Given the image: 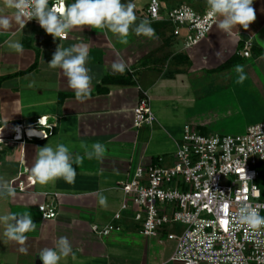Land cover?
<instances>
[{
    "label": "crops",
    "instance_id": "1",
    "mask_svg": "<svg viewBox=\"0 0 264 264\" xmlns=\"http://www.w3.org/2000/svg\"><path fill=\"white\" fill-rule=\"evenodd\" d=\"M160 1L162 18L147 19L155 29V38L137 36L130 30L127 44H122L109 30L87 26L70 31L66 40L54 39L39 23L16 21L15 9L7 0H0V16L12 20L10 28H0L3 133H9L12 125H28L40 118L53 126L51 131L46 129L44 140L3 145L0 179L10 184L23 169L32 176L37 151L47 144L68 146L76 169L72 183L57 179L41 185L35 181L33 186L27 184L24 192L15 189L14 198H0V215L28 211L36 223L35 230L28 233L27 254L20 253L19 246L3 235L5 225L0 223V264H43L40 250L53 247L60 236L70 240L74 255L62 258L59 264H182L171 260L176 242L168 240L167 234L180 235L186 227L173 223L159 237L143 235L142 223L135 219L140 208L126 200L121 185L130 181L140 166L172 167L185 125L204 135L222 136L241 134L264 121V110L254 114L250 108V103L259 102L257 106L264 109V0H254L256 19L247 30L239 27L226 34L215 25L189 49L183 47L187 30L182 29L178 37L167 20L169 10L188 0ZM122 2L135 5L137 24L146 20L149 0ZM189 3L199 13L208 8L207 0ZM247 40L252 42L249 57L239 53ZM17 41L23 45L22 52L11 46ZM58 45L87 47L86 66L92 76L89 98L77 99L61 70L49 66ZM117 56L127 64L124 73L111 68ZM238 64L246 73L242 83H237ZM145 95L156 121L136 127L134 108ZM229 102L232 109L227 107ZM31 130L37 134V129ZM95 142L105 146L102 158L87 155ZM101 198L106 203L101 204ZM126 202L128 209L122 210ZM43 204L55 209V218L41 217L38 207ZM167 209L170 212V206ZM120 211L121 219L114 220ZM110 223L121 230L107 236L93 230Z\"/></svg>",
    "mask_w": 264,
    "mask_h": 264
},
{
    "label": "built area",
    "instance_id": "2",
    "mask_svg": "<svg viewBox=\"0 0 264 264\" xmlns=\"http://www.w3.org/2000/svg\"><path fill=\"white\" fill-rule=\"evenodd\" d=\"M64 1L49 0L50 6H57V10ZM161 10L160 0H149L148 20H160ZM207 11L208 8L198 13L183 4L167 12V20L174 25L176 36L182 29L187 30L186 49L203 40L215 26V18L209 17ZM251 44L246 41L244 50L239 53L249 57ZM39 121L12 125L5 134L0 110V144H20L25 139H32L28 135L29 128L44 131L41 126L45 123ZM155 121L150 99L145 95L134 108V124L141 127ZM45 125L50 131L53 129L52 125ZM17 127L20 128V139L16 138L14 129ZM223 178H230L231 183H222ZM27 184H35L27 169L10 181V185L21 192L26 190ZM121 188L126 200L140 208L135 219L142 223L140 232L143 235L159 237L173 223L186 227L180 235L167 234L168 240L176 242L172 261L182 264H264V226L249 229L237 219L239 207L244 203L256 207L264 216V121L250 125L244 133L222 136L204 135L185 125L172 167L140 166ZM126 209L127 202L122 206V210ZM38 210L44 220L57 215L49 205H40ZM113 219L120 220L121 211L115 213ZM93 230L107 236L121 228L110 223L95 226Z\"/></svg>",
    "mask_w": 264,
    "mask_h": 264
},
{
    "label": "clouds",
    "instance_id": "3",
    "mask_svg": "<svg viewBox=\"0 0 264 264\" xmlns=\"http://www.w3.org/2000/svg\"><path fill=\"white\" fill-rule=\"evenodd\" d=\"M254 0H207V15L216 20L215 25L226 34H231L239 27L247 30L256 19L253 8ZM9 7L15 9L14 19L25 25L28 21L35 19L45 32L54 39L66 40L70 31L82 30L85 26L96 31L109 30L116 34L120 43L127 44L130 30L137 36H144L153 39L156 36L155 29L151 22L143 20L136 23L135 5L122 0H73L67 4L66 0L57 10V6H50L49 0H7ZM12 20L7 16H0V28H10ZM17 52L23 51V45L19 41L11 45ZM87 47L77 48L60 47L58 45L49 66L59 68L62 75L67 78L68 86L74 90L75 96L79 100L89 98L91 94L92 76L90 68L86 66L88 62ZM113 72L124 73L127 69L126 62L117 56L112 62ZM238 73L237 83H242L246 79L243 65H235ZM40 118L39 123L43 122ZM48 126L49 122H43ZM42 125L45 132L44 138L35 137V132L28 131L32 139L44 140L48 137L46 125ZM53 128V127H52ZM17 132V139H20V128L14 129ZM26 136V133H24ZM27 140V139H25ZM30 140V139H28ZM92 150L87 152L89 158L94 155L102 158L105 146L101 142L92 144ZM31 173L36 182L47 185L57 179H63L68 183L74 182L76 169L72 163V153L68 146L63 143L55 147L47 144L39 148L36 160L31 168ZM35 185V184H34ZM16 195L14 187L7 181L0 179V198H14ZM101 204L106 203L105 198H101ZM238 223L246 225L249 229H259L264 226V216L259 214L256 207L251 204H241L237 214ZM0 223L5 225L3 235L11 242H15L19 247L18 251L23 254L29 252L26 242L29 240L28 233L36 228L32 216L28 211L18 214L0 215ZM74 255L73 247L66 236H60L54 242L53 247H45L39 252V259L43 264H59L62 258Z\"/></svg>",
    "mask_w": 264,
    "mask_h": 264
},
{
    "label": "rangeland",
    "instance_id": "4",
    "mask_svg": "<svg viewBox=\"0 0 264 264\" xmlns=\"http://www.w3.org/2000/svg\"><path fill=\"white\" fill-rule=\"evenodd\" d=\"M184 5H188V6H190L191 8H193V6L189 3V0H188V2H187V4H184ZM194 9V8H193ZM196 11V10H195ZM197 12V11H196ZM205 12V11H204ZM199 13V12H198ZM144 19H148V15L146 14L145 16H144ZM181 35V34H180ZM178 37H179V35H178ZM68 38V37H67ZM247 41H250V40H247ZM184 47V49H186L185 47V45L183 46ZM254 96V95H253ZM254 100V99H253ZM253 100H251V101H253ZM242 102V101H241ZM259 103V102H258ZM258 103H255L254 105H251V103H250V108L253 110V113L255 114L256 113V111L257 110H264L262 107H261V105H259V106H257V104ZM235 106H236V104H235ZM227 107L229 108V109H232L234 106H233V103L232 102H229L228 104H227ZM230 107H232V108H230ZM242 107V106H241ZM241 113H242V111H241ZM206 116H209V114L207 113V111H205V113H204ZM255 117H256V115H255ZM241 119L242 120H245L246 122H247V119H246V117L245 116H243L242 115V117H241ZM256 123H258V122H256ZM244 133V132H243ZM3 145H8V143L6 142V143H1L0 144V150H1V148H2V146ZM222 183H225V184H230L231 183V179L230 178H223V180H222Z\"/></svg>",
    "mask_w": 264,
    "mask_h": 264
},
{
    "label": "bare ground",
    "instance_id": "5",
    "mask_svg": "<svg viewBox=\"0 0 264 264\" xmlns=\"http://www.w3.org/2000/svg\"><path fill=\"white\" fill-rule=\"evenodd\" d=\"M45 121V119H43V122ZM31 130V128L28 129V131ZM20 134V133H19ZM45 136V132H42V131H39L37 129V134H35V137H39V138H42Z\"/></svg>",
    "mask_w": 264,
    "mask_h": 264
}]
</instances>
